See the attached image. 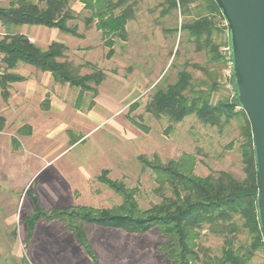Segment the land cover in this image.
<instances>
[{
	"label": "rangeland",
	"instance_id": "1",
	"mask_svg": "<svg viewBox=\"0 0 264 264\" xmlns=\"http://www.w3.org/2000/svg\"><path fill=\"white\" fill-rule=\"evenodd\" d=\"M162 1L135 0L134 17L126 24L127 39L115 37L114 55L109 59L105 57L107 49L101 32L94 26L84 28L82 18L88 12L78 0L70 3L78 15L71 23L84 33L83 38L44 26L24 24L6 28L1 25L4 32L10 33H17L26 27L25 33L38 38L40 47L50 40L52 42L63 37L68 47L63 59L80 66L82 74L90 73L93 68L106 73L95 97L96 108L105 114L106 119L95 129L71 145L70 139L83 136L85 127L80 123L77 125L78 119L65 111L61 115L53 112L49 117V129H58L51 139L39 136V128L34 127L37 138L30 142L31 151L34 152V148L38 152L43 148H54L56 144L62 149L68 147L56 158L57 162L44 172L39 171L32 179V194L35 196L34 181L39 184L37 189L44 192L54 172L59 175L58 184L61 185V181L66 186L65 190L62 189L63 196L58 204L49 203V198L41 194V201L38 199V202L42 207L50 209L80 204L103 208L118 204L120 196L96 179L102 168L109 169L110 178L119 179L129 187H138L136 198L139 205L141 208L149 207L159 201L154 193L157 184L153 171L137 159L140 154L150 157L157 153L165 161L189 153L195 158L193 170L196 175L205 176L212 171L226 170L234 176H243L239 146L241 118H232L219 129L202 124L194 115L173 123L163 117L155 118L145 111V104L154 90L174 82L179 70L192 74V83L198 90H207L208 82L215 80L218 88L211 96L212 102L231 97L234 93L231 80L226 76V66L208 61L205 50L196 51L186 32L173 31L190 16L182 15L178 9L162 15L163 7L159 4ZM7 4L8 0H0L1 6ZM194 4L191 3V6ZM224 39L227 40V33L216 36V40ZM198 65L203 68H198ZM3 69L0 55V72ZM20 71L29 73V76L33 74V71L28 72L24 68ZM51 83L48 79L47 86ZM56 90L59 98H64L65 110L71 106L79 91L68 84ZM89 100L90 94L86 93L82 106ZM133 101L137 105L129 115L137 116V120L148 128L147 131L136 127L127 118L129 104ZM19 125L12 122L5 131L15 134ZM230 141L234 142L233 146L226 149ZM24 155L30 156L26 152ZM0 159H3L2 153ZM10 163H7V170L0 172V264H93L61 222L38 220L34 224L32 237L28 236V217L34 210L28 191L31 186L25 190L20 186L30 167L21 170V182L20 175L16 176L17 171ZM79 166L85 167L89 174L84 182L82 178L77 180L72 177L74 169L83 174ZM45 179L48 180L47 185H40L41 180ZM68 179L70 182L66 181ZM87 231L100 264H171L160 250L164 238L156 229L140 235L97 226L87 227ZM240 238L244 239V236ZM200 242L213 249L214 253H219L220 238L204 233ZM250 264H264V251H257Z\"/></svg>",
	"mask_w": 264,
	"mask_h": 264
},
{
	"label": "trees",
	"instance_id": "2",
	"mask_svg": "<svg viewBox=\"0 0 264 264\" xmlns=\"http://www.w3.org/2000/svg\"><path fill=\"white\" fill-rule=\"evenodd\" d=\"M72 0H8L0 5V23L10 25H40L83 38L78 26L71 22L78 15L71 8ZM88 15L83 16L84 28L94 26L101 32L107 51L106 58L114 55L115 37L127 39L126 24L134 17L135 0H78ZM198 1V2H197ZM197 2V3H196ZM191 3H195L191 6ZM161 14L178 9L190 16L173 31H184L191 38L196 51L205 50L210 62L225 65L220 47L227 40H216L220 33H227L224 17L215 0H163ZM222 22V24H221ZM68 47L52 41L43 49L30 41L25 34L10 33L0 37V55L4 65L0 72V92L6 100L10 82L23 77L8 72L18 62L28 63L41 71L51 73L55 82L79 89L75 100L81 107L85 93L90 94L87 108L95 104L98 86L106 73L93 68L90 73H80V66L65 58ZM177 51L175 50V53ZM174 53V54H175ZM63 59V60H62ZM93 66L92 63H88ZM198 68H203L198 65ZM233 78V75H232ZM231 78V84H232ZM192 74L179 70L174 82L157 87L145 104V111L155 118L168 122H180L194 115L202 124L221 129L232 118H241L240 150L243 176L237 177L226 170H217L205 176L194 173V156L183 153L177 159L163 161L157 153L152 156L138 155L137 159L155 174L154 193L159 201L141 208L136 195L138 187H129L119 179L109 177V169L102 168L96 179L120 196L121 201L112 207L98 208L90 205H69L44 208L38 197L31 193L34 210L28 217L29 237L33 235L36 221H58L70 231L73 239L93 264H100L94 246L89 240L87 227L97 226L117 229L128 234H144L156 229L164 238L161 252L171 264H250L257 251H264V240L257 212V173L255 166L251 125L246 112L240 107L235 95L211 101L218 86L215 80L208 82V89H195ZM137 103L129 104L127 118L136 127L147 131L137 116H130ZM49 107V99L42 101L41 108ZM5 118L0 115V131L5 128ZM170 126V125H168ZM24 125L20 133H30ZM76 141H72L74 144ZM230 141L225 148L233 146ZM13 147L18 146L12 138ZM204 233L221 239L219 253L200 242ZM244 236V239L240 236Z\"/></svg>",
	"mask_w": 264,
	"mask_h": 264
},
{
	"label": "crops",
	"instance_id": "3",
	"mask_svg": "<svg viewBox=\"0 0 264 264\" xmlns=\"http://www.w3.org/2000/svg\"><path fill=\"white\" fill-rule=\"evenodd\" d=\"M36 26H40V25H36ZM25 28L26 27H24L22 30L18 31L17 33L25 34L30 41H32L33 43L39 46L37 40L38 38H35V36L31 34L25 33L26 31ZM64 36L65 38H67L66 35ZM57 39L58 40L56 41L67 44V42L63 37ZM50 43L51 40L48 41L46 45L41 46V48L43 49L47 48V46ZM21 68H24L28 72L33 71V74L32 75L30 74L29 76V73L20 71ZM7 71L14 74H18L22 76L23 79L9 83L8 86L9 95L6 100L2 98L0 92V101H1L0 115L5 118V124H6L4 130L0 131V153H2L3 156V159L2 160L0 159L1 160L0 172H4L5 170H7L8 169L7 163L11 162L9 165L14 166V169L17 171L16 176L19 174L20 175L19 178L21 180V170L23 171L24 168L30 167V170L27 172L25 177L22 178L23 183L22 186H20L21 188H23V190H25L27 186L33 183L32 179L39 171L42 170L44 172L47 168L52 166L55 162H57L56 158L59 157L68 148L67 147L62 149L56 144L54 148L53 147L43 148L39 150V152L34 148L33 150L35 151L34 152L31 151V148L29 147L30 142H32V140H35L37 138L35 137L36 129L34 127L39 128V132H41L39 136L42 137L44 136V138L46 137L48 139H51L56 135L58 129L57 131L56 130L51 131L49 129L48 124L51 121L49 117L52 115L53 112L56 115L57 114L61 115L60 113H63L65 111L64 113H68V115L78 119L77 125L78 123H80L81 126L85 127L84 135L79 136L78 138L72 137V139H70V142L72 143V141L77 142L79 139L87 135L90 131H92L99 124L105 121L106 118H105V114L102 113L101 110H97L96 101L94 106L91 108H87L88 103L85 104L84 106L81 105V107L79 108L76 107L75 100L78 95V92L75 96V99L71 101L72 103L71 106H69L65 110L64 98L63 99L59 98L60 94L56 90L58 87L64 84L55 82L51 73L48 71L38 70L33 65L23 62H18L14 68L8 69ZM48 79L52 81L51 85L49 86H47ZM85 95L86 93L84 94V96ZM45 98L49 99V107L47 109H42L41 104ZM12 122L19 123L20 125L16 128L15 134L14 133L7 134L5 129ZM24 125H29L31 127L30 133L25 134L19 132V129ZM12 138L17 139L18 141L17 147H13ZM24 152H26L28 155L32 154V152L33 154L26 157L24 155ZM79 169L83 172V174H79V172H77V170L74 169L72 171L73 173L72 177L74 176L77 180H80L82 178L81 181L84 182L89 177V174L85 167L79 166ZM99 173L97 174V176L99 175ZM50 177L51 178L49 179L50 182L49 186L47 185V181H48L47 179L41 180L42 183L40 182V185H47L48 189L46 188L44 192H41V190L37 189V186L39 184L38 183L36 184L35 183L36 181H34V188H35L34 192L38 197V199H40L39 201H41V194H42V196L45 197L46 199L49 198L48 199L49 203L58 204L59 202H61V198L63 196L62 189L65 190L64 188L66 186L61 181H60L61 185L58 184L57 178H59V175L56 172L51 174ZM66 181L70 182V179Z\"/></svg>",
	"mask_w": 264,
	"mask_h": 264
},
{
	"label": "water",
	"instance_id": "4",
	"mask_svg": "<svg viewBox=\"0 0 264 264\" xmlns=\"http://www.w3.org/2000/svg\"><path fill=\"white\" fill-rule=\"evenodd\" d=\"M227 27L232 89L252 130L257 212L264 240V0H215Z\"/></svg>",
	"mask_w": 264,
	"mask_h": 264
},
{
	"label": "built area",
	"instance_id": "5",
	"mask_svg": "<svg viewBox=\"0 0 264 264\" xmlns=\"http://www.w3.org/2000/svg\"><path fill=\"white\" fill-rule=\"evenodd\" d=\"M225 23V21H224ZM226 25V24H225ZM5 34V32L2 29V26L0 24V37L3 36ZM220 52L223 55L224 59H225V66L227 68L226 71V76H228L229 80H231L232 78V68H231V61H230V48L228 46V43L226 42V44L222 45L220 47ZM231 85V83H230Z\"/></svg>",
	"mask_w": 264,
	"mask_h": 264
}]
</instances>
